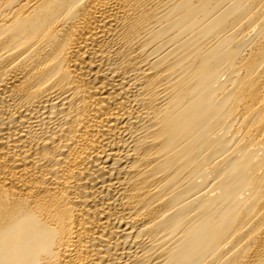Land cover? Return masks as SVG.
<instances>
[{"label": "bare ground", "instance_id": "obj_1", "mask_svg": "<svg viewBox=\"0 0 264 264\" xmlns=\"http://www.w3.org/2000/svg\"><path fill=\"white\" fill-rule=\"evenodd\" d=\"M0 264H264V0H0Z\"/></svg>", "mask_w": 264, "mask_h": 264}]
</instances>
